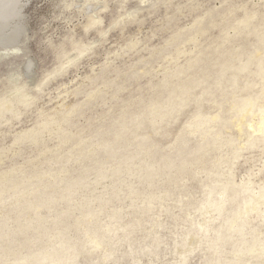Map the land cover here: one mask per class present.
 Masks as SVG:
<instances>
[{"label": "rangeland", "instance_id": "1", "mask_svg": "<svg viewBox=\"0 0 264 264\" xmlns=\"http://www.w3.org/2000/svg\"><path fill=\"white\" fill-rule=\"evenodd\" d=\"M22 1L0 264H264V0Z\"/></svg>", "mask_w": 264, "mask_h": 264}, {"label": "bare ground", "instance_id": "2", "mask_svg": "<svg viewBox=\"0 0 264 264\" xmlns=\"http://www.w3.org/2000/svg\"><path fill=\"white\" fill-rule=\"evenodd\" d=\"M26 0H24V2H25ZM23 2V1H22ZM24 2H23V4H24ZM11 4V3H10ZM13 4V3H12ZM13 6V5H12ZM5 7V6H4ZM19 8V7H18ZM24 7H22V9H23ZM12 10V9H11ZM22 11V10H21ZM15 13H16V11H15ZM18 13H20V11L18 12ZM4 15H5V13H4ZM7 18V17H6Z\"/></svg>", "mask_w": 264, "mask_h": 264}]
</instances>
